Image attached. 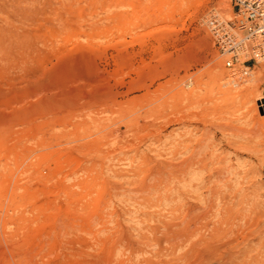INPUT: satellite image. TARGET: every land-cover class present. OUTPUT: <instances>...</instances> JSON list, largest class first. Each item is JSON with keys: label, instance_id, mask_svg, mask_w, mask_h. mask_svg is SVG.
Listing matches in <instances>:
<instances>
[{"label": "rangeland", "instance_id": "374dc122", "mask_svg": "<svg viewBox=\"0 0 264 264\" xmlns=\"http://www.w3.org/2000/svg\"><path fill=\"white\" fill-rule=\"evenodd\" d=\"M233 12L0 0V264H264V61L226 66Z\"/></svg>", "mask_w": 264, "mask_h": 264}, {"label": "built area", "instance_id": "2783aa9c", "mask_svg": "<svg viewBox=\"0 0 264 264\" xmlns=\"http://www.w3.org/2000/svg\"><path fill=\"white\" fill-rule=\"evenodd\" d=\"M234 12L229 20L212 21V32L226 66L264 61V0H230ZM244 74H248L249 67Z\"/></svg>", "mask_w": 264, "mask_h": 264}, {"label": "water", "instance_id": "95a60500", "mask_svg": "<svg viewBox=\"0 0 264 264\" xmlns=\"http://www.w3.org/2000/svg\"><path fill=\"white\" fill-rule=\"evenodd\" d=\"M260 105H263V109L261 110L262 113H263V112H264V101H261V102H260Z\"/></svg>", "mask_w": 264, "mask_h": 264}, {"label": "bare ground", "instance_id": "6f19581e", "mask_svg": "<svg viewBox=\"0 0 264 264\" xmlns=\"http://www.w3.org/2000/svg\"><path fill=\"white\" fill-rule=\"evenodd\" d=\"M127 124H129V123H127ZM188 151H189V150H188ZM184 152H185V151H184ZM190 160H191V159H190ZM193 160H194V159H193ZM199 160H200V159H199ZM194 161H195V160H194ZM190 162H191V161H190ZM191 163H192V162H191ZM191 163H190V164H191ZM182 165H183V164H182ZM176 167H178V166H176ZM176 167H175V168H176ZM178 168H179V167H178ZM185 168H186V167H185ZM184 170H185V169H184ZM180 171H181V170H180ZM181 173H182V172H181ZM179 206H180V205H179ZM262 227H263V226H262ZM255 229H256V228H255ZM259 231H260V230H259ZM227 233H228V232H227ZM230 239H231V238H230Z\"/></svg>", "mask_w": 264, "mask_h": 264}]
</instances>
